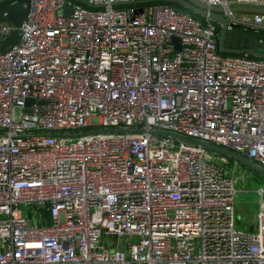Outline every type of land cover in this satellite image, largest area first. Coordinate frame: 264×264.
Returning a JSON list of instances; mask_svg holds the SVG:
<instances>
[{
    "label": "built area",
    "instance_id": "1",
    "mask_svg": "<svg viewBox=\"0 0 264 264\" xmlns=\"http://www.w3.org/2000/svg\"><path fill=\"white\" fill-rule=\"evenodd\" d=\"M83 1L29 0L0 51V264H264L262 187L236 229L237 162L178 139L264 167V59L168 5ZM198 1L264 33L228 9L264 0Z\"/></svg>",
    "mask_w": 264,
    "mask_h": 264
},
{
    "label": "water",
    "instance_id": "2",
    "mask_svg": "<svg viewBox=\"0 0 264 264\" xmlns=\"http://www.w3.org/2000/svg\"><path fill=\"white\" fill-rule=\"evenodd\" d=\"M81 3H85L83 0H76ZM154 3L164 2L176 4L175 8L178 11L191 12L195 18L208 21L212 26L214 32L217 34V43L219 51L223 53H231L235 55H241L243 53L253 55L257 58H264V40H259L254 34L240 31L236 28L227 29V19L223 16V9L218 6H207L206 4L198 0H134L133 3ZM29 7V0H0V24L5 23L14 28L10 34L5 37H0V51L6 49L10 44L16 43L19 39V31L21 23L25 20ZM229 11H241L247 13H263L264 8H252V7H230ZM70 6L65 4L62 13L69 14ZM135 12H141V8L135 10ZM174 44H177L175 38L172 39ZM31 100L25 101L26 105H29ZM119 131L118 129H108V131ZM187 144H198L202 147L213 151L218 154H224L232 158L234 161L242 163L250 169L264 175V167L247 159L246 157L226 150L224 148L194 140L185 138H178Z\"/></svg>",
    "mask_w": 264,
    "mask_h": 264
},
{
    "label": "rangeland",
    "instance_id": "3",
    "mask_svg": "<svg viewBox=\"0 0 264 264\" xmlns=\"http://www.w3.org/2000/svg\"><path fill=\"white\" fill-rule=\"evenodd\" d=\"M251 13L234 11L235 18L244 16L250 17ZM225 166L230 176L234 161L229 156ZM233 187L236 191L234 197L235 228L243 231H252L254 227L255 211L258 207V189L262 187V208L264 209V175L250 169L246 165L237 162L234 173L231 175Z\"/></svg>",
    "mask_w": 264,
    "mask_h": 264
},
{
    "label": "trees",
    "instance_id": "4",
    "mask_svg": "<svg viewBox=\"0 0 264 264\" xmlns=\"http://www.w3.org/2000/svg\"><path fill=\"white\" fill-rule=\"evenodd\" d=\"M148 4H164V5H168V6H171V7H174V8H177L178 6L176 5V4H172V3H164V2H154V3H148ZM145 5H146V3H145ZM186 13H188V14H191V12H189V11H186ZM202 20V19H201ZM202 22H203V20H202ZM247 33H252V34H254L259 40H264V33L263 32H252V31H250V32H247ZM247 56L248 57H250V58H257V57H255V56H253V55H250V54H247ZM260 59H264V58H260Z\"/></svg>",
    "mask_w": 264,
    "mask_h": 264
}]
</instances>
